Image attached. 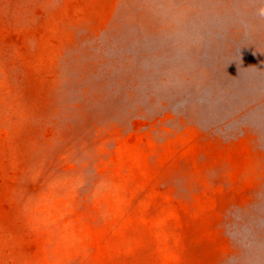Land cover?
<instances>
[{
	"label": "rangeland",
	"instance_id": "obj_1",
	"mask_svg": "<svg viewBox=\"0 0 264 264\" xmlns=\"http://www.w3.org/2000/svg\"><path fill=\"white\" fill-rule=\"evenodd\" d=\"M262 10L0 0V264H264Z\"/></svg>",
	"mask_w": 264,
	"mask_h": 264
},
{
	"label": "water",
	"instance_id": "obj_2",
	"mask_svg": "<svg viewBox=\"0 0 264 264\" xmlns=\"http://www.w3.org/2000/svg\"><path fill=\"white\" fill-rule=\"evenodd\" d=\"M252 57L251 51L243 48L236 49L232 57L227 60L225 70L227 85L239 92H245L249 89L248 86H252L249 81H253V85L257 87L264 85V59H254ZM188 92L192 93L191 95L197 93V96L201 94L202 97L200 96L199 99L206 98L210 93L206 87L199 88L196 92L193 87H190ZM259 114L264 116L262 112H259Z\"/></svg>",
	"mask_w": 264,
	"mask_h": 264
},
{
	"label": "clouds",
	"instance_id": "obj_3",
	"mask_svg": "<svg viewBox=\"0 0 264 264\" xmlns=\"http://www.w3.org/2000/svg\"><path fill=\"white\" fill-rule=\"evenodd\" d=\"M261 14L264 15V10H262Z\"/></svg>",
	"mask_w": 264,
	"mask_h": 264
}]
</instances>
